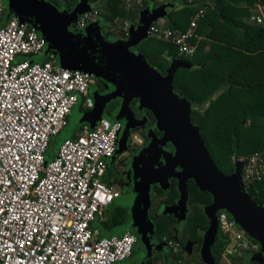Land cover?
<instances>
[{"label":"built area","instance_id":"built-area-1","mask_svg":"<svg viewBox=\"0 0 264 264\" xmlns=\"http://www.w3.org/2000/svg\"><path fill=\"white\" fill-rule=\"evenodd\" d=\"M198 2L183 0L186 5ZM123 3L128 10L140 0ZM258 11L251 20L264 25V7ZM7 13L0 0V264H133L134 235L100 237L98 227H92L105 220L104 212L118 197L106 177L120 121L102 117L94 126H83L48 159L73 110L79 104L93 108L95 77L60 67L55 53H45L37 27ZM94 14L83 13L74 30H84ZM202 16L199 10L185 32L152 23L147 36L172 43L179 58H190ZM130 26L137 23L121 25L126 37ZM38 56L42 59L36 61ZM240 159L241 183L249 189L264 175V151ZM217 221L229 241L245 251L257 249L229 213L219 211Z\"/></svg>","mask_w":264,"mask_h":264},{"label":"trees","instance_id":"trees-1","mask_svg":"<svg viewBox=\"0 0 264 264\" xmlns=\"http://www.w3.org/2000/svg\"><path fill=\"white\" fill-rule=\"evenodd\" d=\"M45 1L57 9L61 7L59 11L67 12L79 2ZM172 1L173 6L164 10V23L172 30L185 32L191 19L203 10L195 29L200 39L196 42L194 54L190 58H179L176 46L151 37L137 45V54H141L163 76L171 61L180 59L190 65V68L175 71L173 91L190 103L191 122L198 127L211 159L220 172L230 175L239 158L247 159L264 151V25L251 20L252 16L259 14L258 6L264 7V0H199L194 5H186L183 0ZM89 3L93 8L94 5H102L100 24L125 20L135 22L141 10L125 9L123 0H89ZM146 5L144 1L142 7ZM120 35L125 37L121 29ZM136 101L132 100L130 106H134ZM77 108L79 112L86 111L81 104ZM146 111L155 121L152 113ZM83 126L77 125L75 132ZM56 139L47 154L48 159L53 157L59 144ZM176 185V180L171 179L167 204L174 203L178 198ZM154 190L157 195L163 194L158 186ZM246 192L258 206L264 207V175ZM211 202L208 192L200 191L192 180L187 182L186 205L190 211L186 232L191 240L199 244L203 242V234L208 228L203 209ZM124 212L123 208L112 203L105 221L94 223L92 227H98L100 237L108 236L124 223ZM167 219L172 220L161 217L155 224L160 237L172 233ZM228 243L229 238L218 228L210 247L215 264L221 261Z\"/></svg>","mask_w":264,"mask_h":264},{"label":"water","instance_id":"water-1","mask_svg":"<svg viewBox=\"0 0 264 264\" xmlns=\"http://www.w3.org/2000/svg\"><path fill=\"white\" fill-rule=\"evenodd\" d=\"M87 3L88 0H79L70 12L59 11L45 0H5L4 6L8 15L13 14L22 22L37 27L46 41L45 53L53 51L60 67L89 72L113 88L102 95L92 88L93 108L82 114L78 125L86 122L94 126L113 99L120 101L114 110L115 118L124 116L127 119L125 131L138 124L130 109L132 100H137V108L152 113L155 129L162 133V137L158 139L149 132L150 143L146 151L162 155L164 163L155 167L157 160L152 161L149 171L144 167L142 174L138 175L139 182L134 186V190L138 191L135 196L136 212L138 205L143 206L141 212L149 205L147 191L150 183L167 189L171 179L177 181L178 204L183 212L186 211L187 182L192 180L200 191H206L212 197V202L203 209L208 219L201 248L205 261L215 264L210 247L218 231L217 213L224 210L259 245V252L250 258L264 264V207L251 199L241 183L243 162L236 161L235 170L230 175L218 170L201 139L198 127L191 122L190 103L173 91L175 71L190 68V65L180 59L171 61L163 76L141 54L131 50L147 39L148 28L158 18L164 17L166 6L152 12L142 11L136 28L130 26L127 39L111 43L104 38L97 22L87 25L84 29L87 36L76 40L71 26L78 15L91 10ZM35 59L41 60L42 56ZM167 143L174 148L173 155L162 152ZM136 223L145 227L142 222ZM126 230L119 229L122 232Z\"/></svg>","mask_w":264,"mask_h":264},{"label":"rangeland","instance_id":"rangeland-1","mask_svg":"<svg viewBox=\"0 0 264 264\" xmlns=\"http://www.w3.org/2000/svg\"><path fill=\"white\" fill-rule=\"evenodd\" d=\"M144 1L147 2V5L145 6V8L142 7ZM3 2L5 3V0H3ZM87 4H89L91 9H92V10H89V11H94L95 12V14H94L95 19H94V22H92V23H96V22L98 23V26L100 27V31H101V33H102V35L104 36L105 39H107L109 42L112 43L114 41H122L124 38L125 39L127 38L126 36L122 37L120 35V29H121V25L122 24L124 25V23H130L129 20H126V22H124V21H115V23H113V24H107V23L100 24L99 19L101 20V18L99 16H100V14L102 12V5H100V6L94 5V8H93V6H91V4L89 3V0H88ZM162 6L172 7L173 6V1L172 0H140V3L137 6H133L132 5L129 9H135V8L139 7L141 9L138 12L139 13L138 14V18H139L140 13L142 11L148 10L149 12H152L156 8H159V7H162ZM59 10H61V7H59ZM252 12H254V10H252ZM82 18H83L82 14L78 15L77 18H76V21L74 22V24L77 23V21L82 19ZM158 19H159V23H164V20H163L164 17H160ZM137 21L138 20H136L135 22L138 24ZM74 24L71 26V28L73 30H74ZM73 32L75 34L76 40H79V38H81V37L84 38V37L87 36V31L86 30H82V31H78V32L76 30H74ZM136 47L131 49L135 53L138 52L136 50ZM48 52H52L53 53V51H48ZM94 82H95V86H93L92 88L96 89L97 86H100L99 82H103V81L100 80V79H96L95 78ZM92 88H91V90H92ZM103 93H105V92H103ZM103 93L101 92L100 95H102ZM110 102H115L116 103V102H118V100L117 99H113ZM143 110L144 109H141V111H143ZM85 112H79L77 107L73 110L71 116L69 117V124L58 135V137H57V139L55 141L56 143H60L65 138L70 137V135L72 133H75L76 126L78 125L77 122L81 120L82 114L85 113ZM136 116H137L136 118H137L138 124L131 128V130H130V131H132L131 133H137L138 135H140L141 132L143 134H149V132L153 133V129H155V122H152L149 119H147L145 113L138 114ZM103 118H106L104 116V114H103ZM147 127H149V130H148L149 132H147L145 130ZM144 131H146V133H144ZM128 139H129L128 135H126L125 138H122V136L118 137V145H117V147L119 148V150H124L125 145L128 142V144H129V150L128 151L130 152V148H132V145H134V144H133V142L131 140L127 141ZM145 151H146V149H145ZM130 153L133 154L132 152H130ZM130 153H126L125 157H129ZM238 160L242 161V159H240V158ZM151 162L144 163L143 166L138 167V170H137L136 167H134V165L131 166V170L133 172V179H134V183H133V186H132L133 189L130 190V192L124 198L120 199L121 200L120 205L123 206V207L129 208L130 211L132 212L133 218L129 222L130 225H128V227L134 226L132 224H135L136 221H139V222L144 223V225H145L144 228L147 230V232L149 234L153 233V222L155 223V220H156L157 217H159V216H162V217H173L175 219V222H176V223H174V224H172L170 226V228H171L173 233H171L169 236H167V238L165 239V242H166V245H168V246H170V244H171V246L173 245L172 247H173L174 251L172 250V253L176 254V253H178L180 251V247L176 245L178 243V241L176 239L174 241V238H175L174 231H175V228L178 227L179 222L183 221L182 224H181V231L183 232V230L185 228L186 218L189 215H188V208H187L186 211L183 212V209L178 204V200L174 201V203H172V204H167L166 203V196H167V191H168L169 188L162 189L163 194L158 196L156 194V191L153 188L154 186H158V185L154 184V183H150L148 191H147V200L149 202V205L144 207L143 212H141V208L143 206L142 205H138V212L139 213L136 212L137 209L135 207V205H136L135 196L138 194V191L134 190V186H135V183L139 182L140 178H139L138 175L142 174L143 168L145 167L146 171H149V169L152 167ZM168 186L170 187V182H169ZM158 187L161 188L160 186H158ZM111 188H113V190L116 191L117 193H120L119 190L116 187H111ZM176 189H177V192H178V196H177L178 198L177 199H179V191H178L177 185H176ZM109 213H110V207L104 212L103 217L106 218ZM150 225H151V228H150ZM123 233L124 232L119 231V229H116L115 231H113L109 235H121ZM201 248H202V246H199V245H197L194 242H190V243L188 242L186 250L183 249L181 251V257H180V259L178 261V264H208L205 261V259L203 258L202 254H201ZM244 252L245 253H251L249 251L242 250L237 245V242H235V241L233 242V241L230 240L228 245L226 246L223 254H222L221 261L218 264H238L239 263V259L241 258V255H244ZM152 253H154V252H152ZM157 264H165L163 262V258L162 257H160V259H158V263ZM174 264H177V263H174Z\"/></svg>","mask_w":264,"mask_h":264},{"label":"flooded vegetation","instance_id":"flooded-vegetation-1","mask_svg":"<svg viewBox=\"0 0 264 264\" xmlns=\"http://www.w3.org/2000/svg\"><path fill=\"white\" fill-rule=\"evenodd\" d=\"M99 84L100 86L96 87L97 89L96 91L99 94H101V92L102 93L109 92L113 89L109 84H106L104 82H99ZM119 102L120 101L118 100V102L116 103L115 102L108 103V105L106 106L103 112L104 116L107 119L109 120L116 119L114 116V110L118 108ZM136 102L134 106H130V109L132 111V114L136 122H138L136 115L143 114V113H145L147 119L152 121V119L149 117V114L147 113L145 109L141 111V109L137 108ZM118 121H120V129H119L118 134L119 136H124V135L129 136V139L127 141L131 140L134 144L132 145V148H130V152H132L133 154H131L128 151L129 150L128 142L125 145L124 150H119V148L116 146V150L113 156L108 161V171H107L106 181L109 183V185H111V187H116L119 190L120 193H118V197L114 200L113 203L114 205L120 206L125 211L124 212L125 213L124 223L118 229L127 228L126 232L131 233L135 237V244L133 246L130 259L133 262V264H157L158 259L162 257L163 262L165 264H174V263L178 264V261L181 257V251L183 249L186 250L188 242L189 243L194 242L197 245L202 246V242L199 244L196 241L191 240L190 239L191 236L188 235L186 232V224L188 222V216L186 218L185 228L183 232L181 231V224L183 221L179 222L178 227L175 226L176 228L174 231V235H175L174 241L176 239L178 241L176 245L180 247V251L176 254L172 253L173 245L172 246L171 244L170 246L166 245L165 239L167 237L166 236L160 237L158 232L155 229L156 222L159 219H161L162 216L157 217L155 220V223L153 222V233L152 234H149L147 230L141 226L140 223L138 224L135 222V224H132L134 226L128 227V225H130L129 222L133 218V215L129 208L123 207L120 205L121 203L120 199L124 198L130 192V190L133 189L132 186L134 183V179H133V172L131 170V166L134 165V167H136L138 170V167L143 166L144 163L157 160L155 164V167H157L164 163V158L162 155H159V154L156 155L154 153L145 151V149L148 147L150 143L149 134H143L142 132L141 134L139 133L140 135H138L137 133H131L132 132L130 131L131 128L125 131L127 119L124 116H122L121 118H118ZM152 122H155V121L153 120ZM145 130L149 132L148 131L149 127H147ZM146 131H144V133H146ZM153 133L158 139L162 137V133L156 131V129H153ZM162 152H165L166 155H173L174 148L172 147L170 143H167L165 146H163ZM126 153H130L129 157H125ZM189 211L190 210L188 209V215H189ZM170 218H172V220L167 219L169 226L176 223L173 217H170ZM163 220H166V219H163ZM259 250H260V247L258 245L257 249H255L254 251H249L251 253L244 252V255H241V258L239 259L238 264H259L258 262L250 258L254 254L258 253Z\"/></svg>","mask_w":264,"mask_h":264},{"label":"crops","instance_id":"crops-1","mask_svg":"<svg viewBox=\"0 0 264 264\" xmlns=\"http://www.w3.org/2000/svg\"><path fill=\"white\" fill-rule=\"evenodd\" d=\"M138 20V19H137ZM164 20V19H163ZM138 22V21H137ZM159 22V19H157V21H156V23H158ZM108 41V40H107ZM84 109V108H83ZM85 110V109H84ZM87 111H89V110H86V112ZM85 112V111H84ZM97 123V121L94 123V125ZM69 124V123H68ZM82 125H84V126H87V125H90L89 123H86V122H84V123H81ZM80 124V125H81ZM107 184L109 185V183L107 182ZM110 187H111V185H109ZM105 221V220H104Z\"/></svg>","mask_w":264,"mask_h":264},{"label":"clouds","instance_id":"clouds-1","mask_svg":"<svg viewBox=\"0 0 264 264\" xmlns=\"http://www.w3.org/2000/svg\"><path fill=\"white\" fill-rule=\"evenodd\" d=\"M127 39V38H126ZM123 40H125V39H123Z\"/></svg>","mask_w":264,"mask_h":264}]
</instances>
